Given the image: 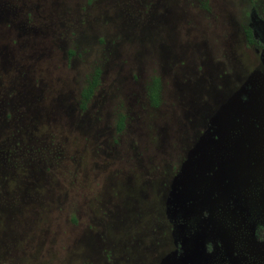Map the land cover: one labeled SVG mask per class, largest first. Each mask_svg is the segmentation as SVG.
Listing matches in <instances>:
<instances>
[{
	"label": "rangeland",
	"instance_id": "rangeland-1",
	"mask_svg": "<svg viewBox=\"0 0 264 264\" xmlns=\"http://www.w3.org/2000/svg\"><path fill=\"white\" fill-rule=\"evenodd\" d=\"M253 1L0 0V264H264Z\"/></svg>",
	"mask_w": 264,
	"mask_h": 264
},
{
	"label": "trees",
	"instance_id": "trees-1",
	"mask_svg": "<svg viewBox=\"0 0 264 264\" xmlns=\"http://www.w3.org/2000/svg\"><path fill=\"white\" fill-rule=\"evenodd\" d=\"M250 5L254 8V5H257V3L253 0H250ZM244 36H245V39L248 45H255V38L253 36L252 30L250 27L247 26L244 29ZM97 77H98V71H95L90 81L87 83L86 87L81 91L80 93V97L82 101L80 105L81 109L84 108L85 104L90 99L97 85ZM157 93H158V81L154 79L152 83L149 85V87L147 88V97L150 103L152 104V106L157 105ZM121 128H122V117H120L118 120L117 130L119 131Z\"/></svg>",
	"mask_w": 264,
	"mask_h": 264
},
{
	"label": "flooded vegetation",
	"instance_id": "flooded-vegetation-1",
	"mask_svg": "<svg viewBox=\"0 0 264 264\" xmlns=\"http://www.w3.org/2000/svg\"><path fill=\"white\" fill-rule=\"evenodd\" d=\"M252 9H254V8L252 7ZM252 11H254V10H252ZM248 27H250V25ZM252 33H253V36L255 38V45L254 46L259 48L264 53V44L261 43L259 41V39L255 36L253 30H252ZM253 233H254V235L256 234L257 236H260V239H262V240L264 239V227L262 225L256 226L253 229Z\"/></svg>",
	"mask_w": 264,
	"mask_h": 264
}]
</instances>
